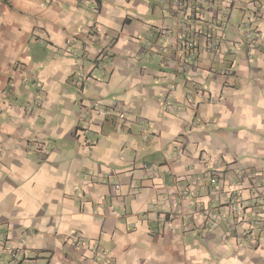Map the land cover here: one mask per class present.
<instances>
[{
  "label": "crops",
  "instance_id": "0c3cea01",
  "mask_svg": "<svg viewBox=\"0 0 264 264\" xmlns=\"http://www.w3.org/2000/svg\"><path fill=\"white\" fill-rule=\"evenodd\" d=\"M173 2L0 0V264H264V0Z\"/></svg>",
  "mask_w": 264,
  "mask_h": 264
},
{
  "label": "built area",
  "instance_id": "2783aa9c",
  "mask_svg": "<svg viewBox=\"0 0 264 264\" xmlns=\"http://www.w3.org/2000/svg\"><path fill=\"white\" fill-rule=\"evenodd\" d=\"M81 1L87 2L88 0H81ZM89 1L97 3V1L99 0H89ZM227 1L228 3H230L235 0H227ZM173 6L176 8V13H178L180 11V7L182 6L181 0H174ZM155 32L164 35H169V31L167 28H161V29L156 28ZM203 35H204V39L209 42V44L206 45V49L207 50L212 49L214 47V42H212L213 28H211V26H207V29L203 31ZM189 45H192V43H189ZM24 80L26 81V78ZM85 80H86L85 77L82 76L76 77L73 79V83L77 88L80 89L82 84L85 83ZM241 177L249 183L250 188H252V190L254 191L253 192L254 196L260 198L261 201L264 203V166L262 167L261 170H258L256 172L244 170L243 173H241ZM219 178H220L219 170L213 169L209 174L210 183L215 184L216 182L219 181ZM180 193L182 196L187 195V189L183 188ZM205 216L207 217L210 226H214L221 218L219 214L211 213L208 211L205 212ZM77 238H80L79 234H77ZM12 256L14 258L13 264H18L17 255L12 253Z\"/></svg>",
  "mask_w": 264,
  "mask_h": 264
}]
</instances>
